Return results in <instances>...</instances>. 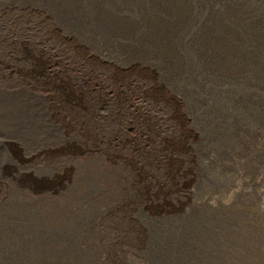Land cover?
Returning a JSON list of instances; mask_svg holds the SVG:
<instances>
[{"label":"rangeland","instance_id":"obj_1","mask_svg":"<svg viewBox=\"0 0 264 264\" xmlns=\"http://www.w3.org/2000/svg\"><path fill=\"white\" fill-rule=\"evenodd\" d=\"M51 23L63 39L76 36L96 48L103 63L127 70L151 67L165 78L167 93L187 117L191 144L180 157L181 171L142 210L151 237L148 252L115 241L122 220L106 215L115 199L108 201L102 192L108 184L110 194L111 186L115 203L132 196L138 165L159 177L151 143L144 139L152 136L151 125L166 118L170 137L178 136L171 110L146 98L129 113L137 119L123 113L135 121L131 142H122L123 149L121 141L105 143L103 138L114 136L125 120L118 100L108 97L114 70L96 62L93 74L89 64L84 78L99 90L92 104L105 149L81 154L73 149L84 146V138L59 134L40 84L47 67L59 72L63 61L71 76L82 60L44 28ZM159 34L169 38L168 45L151 47ZM106 43L118 52H106ZM148 48L151 56L138 55ZM5 76L9 89L0 85V264H264V0H0V79ZM135 92L127 91L128 98ZM103 152L117 158L120 186L111 177L102 179L101 170L112 161ZM88 164L96 167L92 181L85 178Z\"/></svg>","mask_w":264,"mask_h":264},{"label":"bare ground","instance_id":"obj_2","mask_svg":"<svg viewBox=\"0 0 264 264\" xmlns=\"http://www.w3.org/2000/svg\"><path fill=\"white\" fill-rule=\"evenodd\" d=\"M53 19H55V18H53ZM101 19H96V22H102V21H100ZM57 25H60V23L57 24ZM120 27H121V25H120ZM44 28L48 29L49 34H54L58 38H61L62 40H64L63 42H65L67 45H69L68 46V49L69 50H72L73 49V51H75V54L78 57H80V59L82 60V62L79 63L80 64L79 67H77L75 69L76 70L75 71L76 74H72L71 76H70L71 71L69 70L70 67L66 68L67 66H65V64H64L63 61H61V63H60L59 72H56L55 70H53V71L48 70V67H47L46 76H45L44 80L42 81V83L40 84L41 86H43V88L46 89V102L45 103H47L48 110L50 111V115L52 117H54L55 120L58 122L59 129L57 131L59 132V134L60 135L63 134L66 137L68 135H71L72 133H75V134H79L80 137H83L84 138V140L83 139L81 140V142L83 141V145L84 146L77 145L76 147H73V149L78 150L79 153L82 152V151L83 152L92 151V149H96V148H98V149L101 150V148L103 147V145L102 146L99 145V143L101 142V140H102L103 137H102V134H100L101 133L100 130H99L100 127L98 126V124L100 123V121L98 119V114H97V111H96V108L97 107L95 108L94 105L92 104V101H93L92 97H93L94 93L95 92L98 93L99 90L96 89V87H95V84L96 83L95 82H94L95 84L94 83H89L88 82L89 80L87 81L84 78V76L89 75V74H86V72H84V69H89V66H90L89 64H91L90 67L92 68V71L91 72L93 74H95L97 72V69L93 67V64L96 63V62L99 64V66H103V67L109 66V67H112V69L114 70L113 73L111 75H109V77L111 78V80L113 82L112 85L114 86L113 91H112L113 92V95H108L109 92H107L106 95H108L109 100L112 99V98L113 99L115 98V99L118 100V103H119L118 106H119L120 109H122V115H121L122 116V119L125 120V123H122L121 127H119L117 130H115L114 136H112L111 138H109L110 136H108V138H103V139H107V142L105 141V143H108V144H111L112 143L115 146H117V145H119L121 143V147L120 148H122V142L125 145L128 144V142L126 141V139L129 142H131V140H132L133 137L131 138V136L129 134L130 125L131 124H134L135 121H133V122L127 121L125 119V117L123 116L124 115L123 113H126L127 112L129 114L130 111L131 112L132 111L134 112L136 110H139V108H140L139 105L141 103H144L146 101V98H148L149 100H151L155 104H160V105H163V106L164 105L169 106V108L171 110L170 116L173 118L174 123L178 127V136L176 138L175 137L174 138H171L170 137L169 132H168V121H167L168 118H166V121H162L160 124H155L154 123L155 126H152L150 124L152 126V127L150 126V128H152L151 129V131H152L151 135L152 136L149 135V137H147V139L146 138L144 139L145 143L147 141L151 143V145H150L151 147L149 146L148 149H149V151L152 152V155L151 156L156 161V166H157L156 169H158V171L160 173L159 177H157L156 175H154V173L153 172H150L149 170L148 171H145L143 169V167H141V165H138V166L136 165L137 166L136 169L139 172L137 173L138 174V177L137 178L135 177L136 179L133 180V182H136V184L134 185L135 187L133 186L134 187V190H133L132 196L128 194L127 197H126V199H122L121 202H120V198H118V203H115L117 201V197L118 196L116 197L115 194H112V188H111L110 185H109L110 186L109 189H111V193L110 194L108 192H105V190L106 191L108 190V184L104 185V187H103L104 192H102L103 193L102 195H104L103 197H106L108 199V201H111V200H114L115 199V201L112 203V206L113 207L108 208L107 210H105L106 211V215L113 216V217L116 216V215H118V217L122 220V223L121 224H117V226H118L117 229L119 231L118 230L117 231H114V232H116V240L115 241H118V243H123L125 241H129L132 244L137 245L136 247H138L139 250L141 248L143 251L148 252V250H149L148 249V246H149L150 238L151 237L149 236V233L150 232L148 231V225L146 224L145 220L142 218V216H143L142 210H143V208H144V206L146 204H148V205L151 206L152 203H155L156 198L158 197V195L160 194V192L162 191V189L165 188V185L168 183V181L170 179L175 178L176 175H178L179 172L181 171V168L183 166V162L180 159V157H182L183 154L188 153V151H190V144H191V132L186 127V120H187L186 118L187 117L185 116L184 112H182V109H181L179 103L177 101H175L167 93L166 87L162 83L165 78H163L162 75H157V73H155L154 71L151 70L152 69L151 67H149V66L142 67V64H140V65L136 66V69L129 67L130 69L127 70V69H124L126 66L124 68H121V67H116V66H113V65H109L107 63H103L100 60V58H99V54L95 52L97 49L96 48L93 49V48L88 47L87 45H84L83 43L79 42V40L75 38L76 36L68 37V38L67 37H64V39H63L62 38V36L64 35L63 32L60 31L59 29H57L56 26L54 24H52V23H51V27H44ZM122 31H120V32L122 33ZM155 42H157L158 44L164 45L166 47V44L168 45V43H169V38H166V37H164V36H162V35L159 34V35L156 36V38H153L152 39V41L150 43V46L152 47L153 46V43H155ZM112 48H113L112 45H110L109 43H106L104 50L106 52L107 51H110V52H118V49L115 50V51H113ZM168 48L171 50V52H173L172 47H170V45L168 46ZM147 52L150 53V56L152 55V51H150V48H148L144 52H141L140 51L139 53L138 52L137 53H138V55H140V56L142 55L143 56L144 53H146V55H147ZM133 53H135V52H133ZM114 54H116V53H114ZM128 58H133V57L130 56ZM148 58L150 60L149 59H147V60H148V62H150L151 61V58L150 57H148ZM134 72H137L139 75H145L146 77H148L149 79H151L152 82H146V81H144L146 83L142 82L141 81L142 79L140 80L139 78L133 77V75H136V73H134ZM37 76H38V74H37ZM76 76L78 77V79L76 78ZM145 76H143V77H145ZM2 78L4 79V81H1V80H3ZM7 82H8V76L1 77V79H0V85L2 83L1 87L5 88V90L9 89V87L6 88V86H5V83H7ZM129 90L136 91L134 97L132 95V98L131 99L128 98L129 93L127 94V91H129ZM43 96H45V95H43ZM107 100L108 99H106V101ZM107 105H109V104H107ZM152 107L154 108L155 106H152ZM142 111H143V109H142ZM117 113H118V111H117ZM111 114H112V112H111ZM130 114H129V118H131V119H134V118L137 119V117H135V115H133V114L130 115ZM163 115L165 116L164 113H163ZM105 117H106V115H105ZM127 117H128V115H127ZM141 119L144 120L145 118L142 117ZM157 123H159V122H157ZM171 126H172V124H171ZM136 129H134V130H136ZM109 139H112V140H109ZM115 140H118V141H121V142L119 143V142H116ZM138 145H139V143H138ZM125 148H126V146H125ZM117 149H119V148H117ZM143 149H144L143 151L146 152V149L145 148H143ZM103 153L106 156H109L110 157V159L112 160L111 161V165L112 166L110 165L109 167L103 168V170H101V173L100 174H102V179H104L105 176L111 177V179H113L114 182L116 183V184L114 183V185L116 187H117V185L120 186V183H121L122 179H120L118 176H116L114 174V171L116 169V166L118 165L117 164L118 163L117 158H115V156H113V155H110L111 153L110 154H107L106 152H103ZM113 153H114V151H113ZM119 158H122V157H119ZM127 160L125 162H128ZM131 163H133V162L131 161ZM66 166H67V164H66ZM121 167H125L126 168L127 165H125V163H123V165H121ZM130 167H132V165ZM95 168L93 167V170H91L92 168H90V165L85 168L86 169V174H85V178L86 179H91L90 181H92V179H94V177H95V173H94L95 171L94 170H96ZM129 169H131V168H129ZM64 170L66 171V169H64ZM184 174H185V172H184ZM123 176H125V175H123ZM128 177L125 176V180ZM123 180H124V178H123ZM118 190H119V188H118ZM108 191H110V190H108ZM36 193H40L39 190L36 191ZM99 195H101V194H99ZM164 195H166V194H164ZM30 215H32V214H30ZM166 215H167V213H166ZM115 218H117V217H115ZM95 220H96V218H95ZM54 221H56V220H54ZM122 246H124V245L122 244ZM117 248H119V247H117ZM121 250H123V249H121ZM126 264H127V262H126Z\"/></svg>","mask_w":264,"mask_h":264},{"label":"trees","instance_id":"obj_3","mask_svg":"<svg viewBox=\"0 0 264 264\" xmlns=\"http://www.w3.org/2000/svg\"><path fill=\"white\" fill-rule=\"evenodd\" d=\"M239 13H240V12H239ZM229 14H230V13H229ZM230 16H231V17H235V16H237V14H234V16H232V15H230ZM235 18H236V17H235ZM224 30L227 31V32H230V30H228L227 28H225ZM224 30H223V31H224Z\"/></svg>","mask_w":264,"mask_h":264}]
</instances>
